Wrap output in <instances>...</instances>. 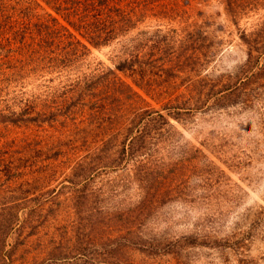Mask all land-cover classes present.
Returning a JSON list of instances; mask_svg holds the SVG:
<instances>
[{"label":"rangeland","instance_id":"1","mask_svg":"<svg viewBox=\"0 0 264 264\" xmlns=\"http://www.w3.org/2000/svg\"><path fill=\"white\" fill-rule=\"evenodd\" d=\"M61 1L0 0V264H264V0Z\"/></svg>","mask_w":264,"mask_h":264},{"label":"trees","instance_id":"2","mask_svg":"<svg viewBox=\"0 0 264 264\" xmlns=\"http://www.w3.org/2000/svg\"><path fill=\"white\" fill-rule=\"evenodd\" d=\"M67 0H62L61 1V4L58 6L59 8H57V11H59L58 9L62 10L64 5L63 3H67L65 5V7L69 8L72 7L70 6V4H72L74 1H68L66 2ZM79 2L75 1V4L76 6L78 5V7L85 11V13H92L93 15H91L89 17V15H86V18L87 19H92V25L93 24H96V23H102V27H101V30H100V34H104V36H108L110 37V35H112L111 37L114 38L113 34H112V31H115V33H117L116 31L119 29V28H122L123 26H120V27H117V28H113V26L116 24L117 21H114L115 19V15L112 17L111 21H101V16L98 15L97 12H101V11H104V10H107V11H111L112 9L108 6V3L110 0H90V2L86 3V2H83L82 0H78ZM115 2H119L121 3V0H118V1H115ZM108 6V7H107ZM66 8H64L63 10H65ZM86 21V19H82V21ZM80 21V20H79ZM126 23V22H125ZM96 27V26H94ZM109 29V30H108ZM106 30H108L106 32ZM41 34L44 35V31H41L40 32ZM106 38V37H105ZM98 41V40H96ZM103 43H107L105 39L102 40ZM96 43V42H93V44ZM203 45V44H202ZM31 53V54H30ZM184 55V54H183ZM26 60H27V63L30 64V63H36V64H41V62H43L44 60V56L43 57H40L39 54H35V52L32 50L29 52V55H26ZM170 60V59H169ZM38 62V63H37ZM184 62H187L188 65L189 64H193V58H192V55H186L185 59H184ZM121 68L123 66H126V63L123 62L121 65H119ZM94 85V84H93ZM92 85V86H93ZM93 91V90H92ZM115 91V90H113ZM97 96L96 93L94 92H91L90 91V97H95ZM109 96H113V92L109 95Z\"/></svg>","mask_w":264,"mask_h":264}]
</instances>
